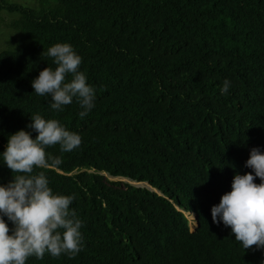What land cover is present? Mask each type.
<instances>
[{
    "label": "trees",
    "instance_id": "16d2710c",
    "mask_svg": "<svg viewBox=\"0 0 264 264\" xmlns=\"http://www.w3.org/2000/svg\"><path fill=\"white\" fill-rule=\"evenodd\" d=\"M5 10L19 14V37L0 53V153L37 113L82 137L72 152L47 149L58 167L35 169L54 192L76 196L82 251L26 264H264V249L245 250L211 214L234 176L251 171V149L264 148V0H43L36 9L0 0ZM65 42L96 89L83 118L75 100L53 111L32 87L56 67L43 52Z\"/></svg>",
    "mask_w": 264,
    "mask_h": 264
},
{
    "label": "clouds",
    "instance_id": "9594fccd",
    "mask_svg": "<svg viewBox=\"0 0 264 264\" xmlns=\"http://www.w3.org/2000/svg\"><path fill=\"white\" fill-rule=\"evenodd\" d=\"M45 54L56 67L45 68L32 81L34 93L50 96V107L57 112L75 100L81 108L79 116L86 117L96 106V89L80 69L83 57L66 42L56 43ZM230 87L226 79L221 93L227 94ZM31 121L27 126L31 131L9 135L0 153L2 164L13 173L11 181L0 183V264H26L30 257L43 259L45 254L74 258L83 248V222L70 208L76 196L54 192L45 171L35 172L61 163L47 152L49 147L59 145L61 152H72L82 137L39 113L31 115ZM245 167L251 171L234 176L232 190L212 207V220L230 228L245 250L253 245L264 249V148H252ZM194 220L193 216L192 224Z\"/></svg>",
    "mask_w": 264,
    "mask_h": 264
},
{
    "label": "rangeland",
    "instance_id": "374dc122",
    "mask_svg": "<svg viewBox=\"0 0 264 264\" xmlns=\"http://www.w3.org/2000/svg\"><path fill=\"white\" fill-rule=\"evenodd\" d=\"M43 0H8L9 4L19 7L33 8L36 9L41 5ZM19 14L13 13L10 14L6 10L0 15V53L4 51L12 50L17 42L19 37L18 30L14 27V22H16V18L18 19ZM113 181H125L128 183H132L129 180L121 179V178H111ZM133 185L150 188L148 184H138L132 183ZM156 191V190H155ZM189 219L193 221V215L189 216ZM194 227V223L192 224Z\"/></svg>",
    "mask_w": 264,
    "mask_h": 264
},
{
    "label": "water",
    "instance_id": "95a60500",
    "mask_svg": "<svg viewBox=\"0 0 264 264\" xmlns=\"http://www.w3.org/2000/svg\"><path fill=\"white\" fill-rule=\"evenodd\" d=\"M132 184V183H131ZM194 216V223H195V226L192 227V231L195 232L197 228L200 227V222H199V217L197 215H193Z\"/></svg>",
    "mask_w": 264,
    "mask_h": 264
},
{
    "label": "bare ground",
    "instance_id": "6f19581e",
    "mask_svg": "<svg viewBox=\"0 0 264 264\" xmlns=\"http://www.w3.org/2000/svg\"><path fill=\"white\" fill-rule=\"evenodd\" d=\"M187 216H188V218H189V216H191V214H187Z\"/></svg>",
    "mask_w": 264,
    "mask_h": 264
}]
</instances>
